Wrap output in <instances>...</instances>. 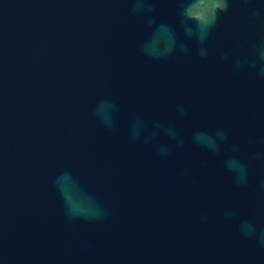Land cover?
Here are the masks:
<instances>
[{
	"label": "water",
	"instance_id": "1",
	"mask_svg": "<svg viewBox=\"0 0 264 264\" xmlns=\"http://www.w3.org/2000/svg\"><path fill=\"white\" fill-rule=\"evenodd\" d=\"M0 264H264V0H0Z\"/></svg>",
	"mask_w": 264,
	"mask_h": 264
},
{
	"label": "clouds",
	"instance_id": "2",
	"mask_svg": "<svg viewBox=\"0 0 264 264\" xmlns=\"http://www.w3.org/2000/svg\"><path fill=\"white\" fill-rule=\"evenodd\" d=\"M217 7L221 10H226L227 5L224 2H220L217 4Z\"/></svg>",
	"mask_w": 264,
	"mask_h": 264
}]
</instances>
